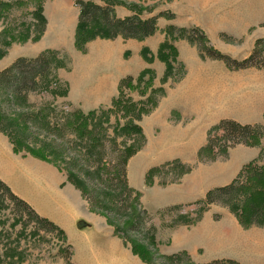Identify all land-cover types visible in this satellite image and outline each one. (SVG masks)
I'll return each instance as SVG.
<instances>
[{
    "label": "trees",
    "instance_id": "16d2710c",
    "mask_svg": "<svg viewBox=\"0 0 264 264\" xmlns=\"http://www.w3.org/2000/svg\"><path fill=\"white\" fill-rule=\"evenodd\" d=\"M10 3L0 1V10ZM73 3L78 8L74 44L81 51L89 40L96 37L112 39L121 36L144 39L157 31L159 17L174 18L176 16L169 9H163L145 17L138 10H132L129 15L117 16L114 6L118 0H102V2L73 0ZM40 18L44 24L43 14ZM179 29L183 30L182 27ZM5 31H0V37H2V43L7 46L17 38L7 36ZM186 31L194 38L201 53L221 60L231 70L248 67L264 68V41L261 39L255 41L254 48L247 56L236 59L209 46L208 37L201 28L194 26ZM167 32H169L168 29ZM41 33L42 29L33 35L26 33L19 39L20 41L29 39L34 42L39 39ZM259 43L262 44L261 47H258ZM176 52L175 47L169 44L166 38L159 45L156 56L166 65L161 84L166 83L168 79L176 82L185 72L183 69L182 73L176 75L168 71L167 55L172 53L175 56ZM2 53L3 51L0 50V56ZM58 53L61 52L45 49L33 56H18L0 69V132L7 135L12 143L13 151L22 155L29 154L54 164L56 159H62L67 179L81 191L89 209L103 215L107 223L113 227V233L119 236L125 245H129L131 251L143 261L149 264H239L237 260L226 257L196 262L185 250L170 254L158 252L155 235L152 232L154 227L150 224V211L141 200L142 192L133 187L128 180V160L146 142L140 120L157 105L158 98L164 94L163 86L153 85V69L146 67L136 77L121 78L118 93L106 109L97 107L84 112L79 108L80 110L70 113L66 123H63L57 119L56 115H53L54 109L50 103L38 105L28 100L30 92L38 90L43 81L54 78L51 73L54 66L53 70L65 66L66 60L60 59ZM141 53L147 62L153 60V55L148 48L143 47ZM125 86L138 88L141 94L149 89V93L145 99L134 100L131 95L125 93ZM158 90L160 93L155 96ZM98 111L106 112L107 115L120 113L123 118V121L120 119L116 121L113 128L115 136L111 144L104 143L100 131L89 124ZM65 126H69L74 131V140L83 144L76 149L77 153L73 156L67 155L63 147L65 143H57V137L63 139L60 133ZM54 130L60 135H57L56 139L52 133ZM119 137L122 138L121 141H118ZM263 137L264 125L260 123H243L233 118H221L212 125L207 132L206 144L199 149V160L225 157L228 150L237 144L259 146L258 155L243 165L229 182L209 188L203 198L194 201L193 203L199 204L194 214L179 212L171 226L195 224L212 204L223 203L242 226L264 227ZM96 151L109 153L111 159L105 160L101 156L97 160H92ZM175 162L180 164L178 161ZM166 164L168 163L164 165ZM190 169V166L185 168L181 174ZM159 172L160 166L151 167L145 175L146 185H151L153 177ZM5 199L12 202L21 217L23 213L27 214L28 220L37 233L41 231L54 233L61 241L56 248V254L63 253L67 264H73L71 261L73 247L68 242L64 230L51 219L40 215L30 203L16 194L0 178V204ZM180 207L175 204L157 211L173 208L179 210ZM213 218L217 220L220 215L214 214ZM14 222L13 227L19 223L17 219Z\"/></svg>",
    "mask_w": 264,
    "mask_h": 264
},
{
    "label": "crops",
    "instance_id": "0c3cea01",
    "mask_svg": "<svg viewBox=\"0 0 264 264\" xmlns=\"http://www.w3.org/2000/svg\"><path fill=\"white\" fill-rule=\"evenodd\" d=\"M188 3L194 4L192 0ZM116 5L117 16L132 13L119 14ZM173 12L178 14L176 10ZM41 13L45 18L43 31L37 41L28 44L36 45L37 52L51 49L65 55V66L56 69V78L65 84V99L69 103L83 111L109 106L118 93L121 78L136 77L146 67L153 69V85L158 86L165 70L164 63L156 56L159 45L165 39V31L158 24L160 17L157 19V31L144 39L96 37L89 40L81 51L74 44L78 8L73 0H43ZM143 47L153 55L151 62L143 58ZM178 50L185 74L176 82L159 85L164 88L163 96L140 120L146 142L128 160L129 167L147 145L149 135L157 140L159 158L145 163L147 159L140 156L135 163L141 165L142 176L139 175L138 183L132 185L142 192L141 200L150 212L202 198L209 188L229 182L243 165L258 155L259 146L237 144L228 150L225 157L199 160L198 152L206 144L207 132L219 119L233 118L243 123L264 125V68L248 67L241 73L231 69L220 74L206 72L197 48ZM239 74L242 76L239 77ZM231 109L240 111L242 118H237ZM171 149L176 152H171ZM173 160L188 164L191 169L170 183H160L155 175L153 183L146 185L145 175L151 167ZM205 173H209V179L217 177V181H222L207 188ZM0 178L40 215L64 230L73 247V264L78 262L73 257L74 246L64 225L76 229L81 236L83 256L79 264H149L113 233V227L103 215L89 209L81 191L67 179L64 170L47 160L15 153L9 138L2 132ZM182 226L189 228L185 225L177 227ZM86 227L88 231L82 233L81 230ZM184 231L181 230L182 235ZM185 250L196 262L208 261L198 258L197 245L189 244Z\"/></svg>",
    "mask_w": 264,
    "mask_h": 264
},
{
    "label": "rangeland",
    "instance_id": "374dc122",
    "mask_svg": "<svg viewBox=\"0 0 264 264\" xmlns=\"http://www.w3.org/2000/svg\"><path fill=\"white\" fill-rule=\"evenodd\" d=\"M0 1L11 2L10 5L4 6V9L0 10V31L6 30L7 36H13L18 39L6 46L2 43V37H0V50L3 51L0 56L1 69L18 56H29L37 53V46L28 44L32 42L31 40L20 41L19 38L26 33L33 35L41 29L43 31L45 23L43 24L40 18L42 15L40 7L43 0ZM187 1L191 0H118L116 12L125 15L130 11L132 12V10H138L145 17L163 9L178 11L174 18L160 17L158 19L161 30L165 31V38L177 51L175 56L172 53L167 55V60L169 61L168 71L176 75L182 73L183 69L185 70L178 49L197 48L194 38L186 31V29L191 27H199L205 32L209 46L236 59L247 56L254 48L257 39L264 41V0H192L194 4H187ZM167 5L170 6L167 7ZM180 27L183 30H180ZM167 29L169 32H167ZM261 43L258 44V47L262 46ZM198 53L199 59L205 64L206 72L220 74L229 69L221 60L207 57L199 49ZM58 57L66 60L63 53H58ZM158 60L163 62L166 68L165 62L159 58ZM188 65H190L189 61ZM53 68L51 73L54 78H50L51 80L46 82L43 81L38 90L28 94V100L38 105L50 103L54 109L53 115H56L58 120L66 123L70 117L69 114L74 113L79 107L65 99L66 86L57 80L56 70H53ZM237 71L241 73L244 69ZM184 74L185 72L183 76ZM240 76L242 74H239ZM171 81V79L167 80V82ZM160 84L161 80L157 85L159 86ZM124 90L134 100L145 99L149 93V89H146L145 93L141 94L138 88H128L127 86L124 87ZM159 93L160 91L158 90L155 96L159 95ZM109 106H104L103 108L106 109ZM231 110H233L231 112L237 118H242L240 111ZM117 119L123 121L120 113L107 115L106 112L98 111L94 119L89 121V124L90 126H95L97 131H100V136L104 143L111 144L115 136L113 128ZM73 132L69 126H65L60 133L63 135V139L57 137L59 134L56 130L52 132L54 134L53 137L55 139L57 137V143H65L63 147L67 155L70 154L72 156L77 153L76 149L83 146V144L74 140ZM121 139L119 137L118 141H121ZM262 142L264 143V137ZM107 149L109 150L108 147ZM171 152L176 151L171 149ZM101 156L105 160L111 159L109 153L96 151L92 156V160H97ZM140 156L147 159L145 163L159 158L157 140L155 141L149 135L147 145L130 163L128 178L131 185L134 186L138 183L139 175L142 176L141 165L135 163ZM166 163L168 164L160 165V172L156 174V178L163 184L177 180L182 171L189 167L188 164L181 162L178 164L174 160ZM55 165L64 170L62 159H56ZM205 174L207 188L210 187L209 185H215L222 181H217V177L209 179V173ZM198 206L199 204L189 202L181 205L179 210L173 208L150 212V224L154 227L152 232L155 235L159 253L170 254L185 250V248L189 247V244H192L197 245L198 258L204 261L214 257H226L237 260L239 264H264V227L242 226L223 203L212 204L198 222L192 225H185L189 227L187 229L184 226L181 228L171 226L173 219L176 218L179 212L194 214ZM214 214H219L220 218L215 220L213 218ZM15 219L19 223L13 227L12 223ZM64 226L69 231L70 241L74 246L73 257L79 264L83 256V252L80 249L81 236L78 235L79 231L76 229L67 225ZM88 229L86 227L81 232L84 233ZM181 230H186L183 235ZM60 244V239L54 233L43 231L37 233L32 223L28 220L27 214L23 213L21 217L11 201L5 199L0 204V264H67L63 253L56 254V248ZM185 251L187 252V250Z\"/></svg>",
    "mask_w": 264,
    "mask_h": 264
}]
</instances>
